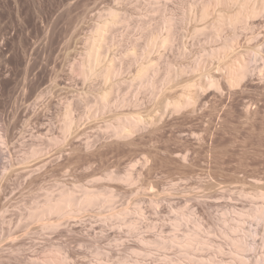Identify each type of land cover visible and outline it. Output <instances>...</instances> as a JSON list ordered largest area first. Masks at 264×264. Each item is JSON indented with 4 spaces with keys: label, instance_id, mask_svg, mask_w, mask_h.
I'll return each instance as SVG.
<instances>
[{
    "label": "rangeland",
    "instance_id": "374dc122",
    "mask_svg": "<svg viewBox=\"0 0 264 264\" xmlns=\"http://www.w3.org/2000/svg\"><path fill=\"white\" fill-rule=\"evenodd\" d=\"M261 194L264 0H0V264H264Z\"/></svg>",
    "mask_w": 264,
    "mask_h": 264
},
{
    "label": "bare ground",
    "instance_id": "6f19581e",
    "mask_svg": "<svg viewBox=\"0 0 264 264\" xmlns=\"http://www.w3.org/2000/svg\"><path fill=\"white\" fill-rule=\"evenodd\" d=\"M233 1V0H232ZM206 10H205V12H204V14H206ZM100 30V29H99ZM99 51H98V49L94 46V47H92V50L90 51V53H89V69L88 70H83V73L85 74V76L87 77H89V75L92 73V71H93V69L95 68L94 66L96 65V64H98V61H99ZM88 63V62H87ZM94 67V68H93ZM110 71V70H109ZM72 194V193H71ZM71 194H70V196H71ZM66 195V194H65ZM69 195V194H68ZM68 195L63 199H61V200H59V201H57V202H53V201H51V202H53V203H51V202H48V207H43L44 209L43 210H40L39 209V211H34V213L32 212V216H35V217H38V218H40L42 215H44V213L46 212V211H48V212H50V213H52V215L54 214V213H57V212H67L68 211V208L70 209L71 208V206L74 204L73 203V200L71 199V197H68ZM62 197V196H61ZM87 197V196H86ZM93 197V196H92ZM257 197H258V195H257ZM260 197V196H259ZM88 198H89V195H88ZM86 199V202L88 201V202H90V201H92V198L90 199ZM260 198H262L263 200H264V194H261V197ZM50 200V199H49ZM83 204V202L81 203V205ZM81 205H79V206H81ZM44 206H46V205H44ZM259 207V206H258ZM256 209V208H255ZM259 209V208H258ZM262 209V208H261ZM38 210V209H37ZM250 212V211H249ZM259 212H262V211H259ZM50 213H48V214H50ZM256 213V212H255ZM47 214V213H46ZM245 214V213H244ZM247 214V213H246ZM253 214V213H252ZM30 215V214H29ZM238 215V214H237ZM31 216V215H30ZM31 216V217H32ZM239 216H241V215H239ZM187 217V216H186ZM242 217H243V215H242ZM42 218V217H41ZM247 218V217H246ZM186 219V218H185ZM240 221H242V220H240ZM55 222V221H54ZM57 222V221H56ZM58 223V222H57ZM239 223V222H238ZM244 223V222H243ZM253 225V224H252ZM257 225H259V224H257ZM51 226V225H50ZM229 226H231V225H229ZM258 227L259 226H257V228L256 229H254V230H252V232L253 233H258L259 232V229L261 228H259L258 229ZM238 230H239V225H234V226H232V227H229L228 229H226V230H224L222 233H223V235L225 236V238L227 239L228 238V240H229V242H230V244H231V246H232V250H233V252L235 251V252H237V253H239V252H241V251H245V252H248V251H251V247H253L254 246V244H250V243H247L246 241L247 240H245V236H240V235H236V233L238 232ZM240 231H242V230H240ZM239 233V232H238ZM245 234V233H244ZM248 234V233H247ZM251 234V233H250ZM16 235V234H15ZM236 235V236H235ZM242 235V234H241ZM248 236V235H247ZM192 240H195L194 242H196V243H194V242H192ZM171 241H172V243H174V244H177L178 246H179V244L181 245V249H182V251H183V256H185L184 258H188L186 261H182L183 259H170L169 261H167V264H235L234 262H226V261H229V259L228 260H224V259H219L218 260V258H214V256L212 257V258H210L209 256H208V258L207 259H198V257L196 258V259H194V258H192V257H186L187 255H188V253H190V250L192 251V249L194 250L195 248H196V246H198V247H200V246H202V247H205V248H209V245H210V243L208 242V240H204V239H201V237H199V233H198V231H192L191 233H188V235L186 234V235H183L180 239L178 238V237H176V236H174V237H172L171 238ZM263 241V245H264V240H262ZM195 245H194V244ZM211 247V246H210ZM217 248H219V247H217ZM199 248H197V250H198ZM220 249V252H221V248H219ZM219 249L217 250V251H219ZM253 250V249H252ZM181 251V252H182ZM199 251V250H198ZM197 251V252H198ZM236 253V254H237ZM243 253V252H242ZM182 254V253H181ZM191 254V253H190ZM192 254H193V251H192ZM220 254V253H219ZM242 256V255H241ZM202 257V256H201ZM233 257H234V254H233ZM237 262H238V264H260L261 262H260V259H257L256 261L254 260H252V259H249V258H247V259H244V258H239V257H237L236 259H235ZM233 261H234V258H233ZM235 261V262H236ZM261 261H263V260H261Z\"/></svg>",
    "mask_w": 264,
    "mask_h": 264
}]
</instances>
